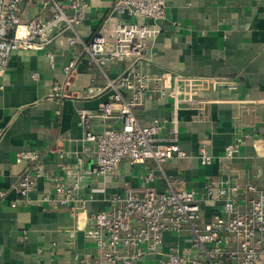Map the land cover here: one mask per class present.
<instances>
[{
	"label": "crops",
	"instance_id": "crops-1",
	"mask_svg": "<svg viewBox=\"0 0 264 264\" xmlns=\"http://www.w3.org/2000/svg\"><path fill=\"white\" fill-rule=\"evenodd\" d=\"M87 3L85 18L76 26L82 43L70 46L59 38L44 50H16L0 71V264H86L83 259L96 255L94 243L85 237L86 216L107 210L111 196L126 184L141 187L140 176L146 169L154 170L150 185L158 191L171 184L175 190L201 195L207 183L227 176L241 183H264V155L253 146L255 139L264 138V0H165V14L155 22L159 32L146 40L144 67L150 77L168 73L172 87L179 84L174 75L222 79L223 83L212 85L199 103L184 99L175 103L170 96H155L136 109L141 124L160 120L157 144L166 147L175 130L185 157L169 159L163 172L155 170L154 160L132 164L125 158L105 175L93 171L95 146L82 140L76 109L96 112L107 99L105 82L116 77L125 62L111 61L100 67L89 62L82 46L95 34L111 40L115 25L133 19L114 11V0ZM21 9L23 22L48 17L39 0L26 2ZM45 52L53 54V67ZM72 57L77 63L68 86L71 96L58 100L49 95L50 87L63 81L62 67ZM240 90L248 101L243 107L234 101ZM93 122L98 131L101 124ZM112 122L116 123L107 124ZM229 143L237 144L239 153L224 160L223 149ZM202 145L212 155L209 165L198 160ZM29 150L38 153L45 175L37 180L31 204L20 205L14 184L34 162H17L15 154ZM61 161L78 165L86 173L81 190L86 208L75 221L57 203L51 187V179L60 174L57 165ZM12 202L18 203L15 208ZM220 203L201 200L202 219L209 221ZM190 247L188 228L166 232L160 253L134 264H157L159 257L169 253L191 258L195 253Z\"/></svg>",
	"mask_w": 264,
	"mask_h": 264
},
{
	"label": "built area",
	"instance_id": "built-area-1",
	"mask_svg": "<svg viewBox=\"0 0 264 264\" xmlns=\"http://www.w3.org/2000/svg\"><path fill=\"white\" fill-rule=\"evenodd\" d=\"M31 1L34 0H0V71L16 50H44L59 38H65L70 46L82 43L76 26L85 18L87 0H64L65 3L39 0L46 7L48 17L37 16L23 22L22 5ZM112 8L133 20L115 25L111 40L95 34L82 49L90 63L101 67L111 61H122L125 67L105 82L103 89L107 99L96 112L76 109L77 123L83 130L82 140L95 146L93 171L96 174L110 173L125 158L132 164L154 160L155 170L163 172L169 159L185 157L177 143V132L171 131V142L166 147L157 144L160 120L141 124L136 109L155 96H170L175 103L183 99L199 103V97L208 94L212 85H220L223 80L174 75V82L179 84L172 87V77L168 73L151 78L144 67L148 58L146 40L159 32L155 22L165 14V0H114ZM45 55L53 67V54L45 52ZM76 63L77 59L72 57L62 67L64 79L51 85V97L61 100L71 96L68 86ZM180 85L187 97L181 94ZM234 101L242 107L247 105L244 91L240 90ZM95 119L101 124L98 131L94 128ZM108 121L116 123L107 124ZM253 146L258 154L264 155V138L255 139ZM238 153L239 146L229 143L223 149L222 159L229 160ZM15 159L34 162L14 184L19 204L29 205L37 180L45 172L35 150L18 151ZM198 160L202 165L212 162L205 145L200 147ZM57 167L60 174L51 179V187L57 203L67 208L75 221L86 208V199L81 194L86 173L80 166L64 161ZM140 177L141 187L126 184L121 192L111 196L107 210L86 216L85 237L96 247L95 256L83 259L86 264H134L145 256L160 253L164 233H178L185 228L190 230V249L195 256L187 258L169 253L159 257L157 264H264V183L259 185L251 180L241 183L227 176L207 183L204 193L197 195L193 190H175L171 184L165 190H156L150 185L155 179L153 169H146ZM203 199L221 202L220 209L209 221L201 217L200 201ZM17 204L10 205L15 208Z\"/></svg>",
	"mask_w": 264,
	"mask_h": 264
}]
</instances>
